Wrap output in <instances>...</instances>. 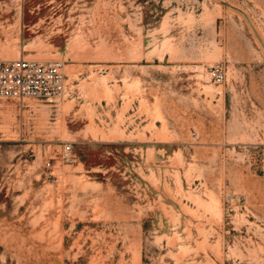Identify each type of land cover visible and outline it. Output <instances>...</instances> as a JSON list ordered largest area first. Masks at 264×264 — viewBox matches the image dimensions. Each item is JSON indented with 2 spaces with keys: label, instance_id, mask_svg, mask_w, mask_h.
Masks as SVG:
<instances>
[{
  "label": "rangeland",
  "instance_id": "1",
  "mask_svg": "<svg viewBox=\"0 0 264 264\" xmlns=\"http://www.w3.org/2000/svg\"><path fill=\"white\" fill-rule=\"evenodd\" d=\"M20 57L67 89L0 100V264H264V0H0Z\"/></svg>",
  "mask_w": 264,
  "mask_h": 264
},
{
  "label": "built area",
  "instance_id": "2",
  "mask_svg": "<svg viewBox=\"0 0 264 264\" xmlns=\"http://www.w3.org/2000/svg\"><path fill=\"white\" fill-rule=\"evenodd\" d=\"M216 83H223L227 76L224 64L216 63L209 68ZM67 75L61 60H39L36 58H0V100H17L22 104L28 99L55 103L66 94ZM67 163L75 160L71 147L63 153Z\"/></svg>",
  "mask_w": 264,
  "mask_h": 264
},
{
  "label": "crops",
  "instance_id": "3",
  "mask_svg": "<svg viewBox=\"0 0 264 264\" xmlns=\"http://www.w3.org/2000/svg\"><path fill=\"white\" fill-rule=\"evenodd\" d=\"M38 59H41V58H38ZM41 60H43V59H41ZM44 60H46V59H44Z\"/></svg>",
  "mask_w": 264,
  "mask_h": 264
}]
</instances>
